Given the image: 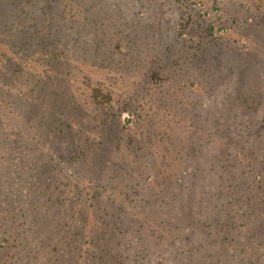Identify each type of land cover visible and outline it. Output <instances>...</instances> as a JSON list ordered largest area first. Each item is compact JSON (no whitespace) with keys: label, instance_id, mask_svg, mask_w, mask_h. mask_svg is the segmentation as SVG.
<instances>
[{"label":"rangeland","instance_id":"obj_1","mask_svg":"<svg viewBox=\"0 0 264 264\" xmlns=\"http://www.w3.org/2000/svg\"><path fill=\"white\" fill-rule=\"evenodd\" d=\"M48 1L0 0V58L28 63ZM47 16L75 112L56 134L48 105L0 102V264H264V0H51ZM43 57L28 65L52 71ZM110 108L118 127L92 123ZM90 139L105 142L88 159ZM120 213L129 234L107 224Z\"/></svg>","mask_w":264,"mask_h":264},{"label":"trees","instance_id":"obj_2","mask_svg":"<svg viewBox=\"0 0 264 264\" xmlns=\"http://www.w3.org/2000/svg\"><path fill=\"white\" fill-rule=\"evenodd\" d=\"M51 10V0H49L45 5H44V9L41 11L42 15L40 17H34L35 15L32 16L31 18V23H34L35 28H38L40 25V28L37 31V41L34 43V45H37L39 47V49H36V51H34V54L29 56V60L28 63H21V61L19 59H10L8 57H1L0 62H4V64H1V67L3 68L2 71L0 72V102H4V108H7V111L9 113H11L12 111V105L14 100H20L23 101L25 106L28 108V110H30L31 112H35L37 107L43 104L48 105L47 110L49 109L50 112L47 113V115H41V118L45 117L47 119L52 120V121H57V123L53 122V132L58 134L61 131H64V127H63V118H60V116L63 114V110H61L62 108H64L66 111L70 110L72 112H75V102L74 100L71 98L69 100H67V98L69 97L68 95H63L64 90L61 89L60 91H57L58 87H65V85L67 84V82L72 83L73 85V80H70L67 78V76L64 73V71H60L59 68H61L63 65L66 64H71V62L69 61H64L63 57H58L59 53L61 52V48L62 45L59 42V39H55V38H51L48 37V29H46L44 26L45 24H50L51 22L47 16V12ZM38 13V11H36ZM34 12V14L36 13ZM39 22V20H41ZM58 24V23H56ZM57 40V41H55ZM12 42H15V36L13 38H11ZM4 44V46H9L11 48V44L9 43H2ZM73 45L74 42H70V43H66L63 45V47L65 45ZM29 46V45H27ZM27 46H24V48H27ZM21 48V45L17 46L14 50H18ZM110 52H112V48H109ZM12 50V51H14ZM49 51V53H48ZM35 56H44L42 61H38L39 63L41 62L42 67L44 68L45 64L47 63H51L53 65V69L51 70H46V69H38L37 72H35L36 70L33 68L32 65H28ZM151 56V53H150ZM11 57V56H10ZM155 59H153V63L150 65V67L147 70V80H149L150 82H154V81H158L159 79H161L162 77V72H161V65H163L164 62L163 60L157 61L156 59H162L159 56H151ZM78 58V57H77ZM104 56H102L100 58V60L103 61ZM101 61V62H102ZM37 62V63H38ZM66 62V64H65ZM97 63L102 64V63ZM27 65V68H24ZM54 66H56V69L54 68ZM12 67L17 68L18 70V75L15 72H11L13 71ZM10 69V70H9ZM17 83H19V87H17ZM44 90V91H41ZM78 90V89H76ZM38 91L43 92L46 95V98L48 97V95L50 96L51 100H44L43 97L41 96L40 93H38ZM79 91V90H78ZM81 93H83L88 99L89 101L94 104L96 106L97 110L100 109H104L105 113L107 112V109L112 106L113 104L111 103L109 106L108 100V93H101L102 91L99 88H95V87H89L88 90L84 89L83 91H79ZM39 95L42 97V100L38 102V98ZM70 98V97H69ZM118 100L115 99V102L117 104V110L119 115L121 116V114H124L125 118V122H130L133 120V113L135 112V109L137 108V105L133 103V96L131 94L127 95V98L129 99V101H126L125 99H121L119 97H115ZM48 99V98H47ZM67 100V101H64ZM80 105L77 104V110L79 111ZM111 109V108H110ZM54 111V112H52ZM112 111V115L111 116H107L104 115L103 113H101L99 116L100 118L98 119H94L92 121V123H96L98 122H103L105 124L108 125L109 129H114V125L116 127H118V125L116 123H114V120H120V118L118 116H116L115 112L111 109ZM6 112V111H5ZM40 112H37L38 115ZM115 116V119H113ZM150 117V116H147ZM154 118L151 120L150 122V129H153L155 127L154 125ZM111 122V123H109ZM114 124V125H113ZM113 125V126H111ZM66 126V124H65ZM226 126V125H225ZM106 127V126H105ZM99 131L102 129V127H98L97 128ZM149 129V128H147ZM124 127L122 128V132L124 133ZM133 131V130H132ZM155 132H157V129H154ZM101 136L103 135V131H100L99 133ZM125 134V133H124ZM243 134H240V137L242 138ZM128 137V136H126ZM108 139V138H107ZM76 142L77 143H81L82 142V138L81 136H77L76 137ZM86 144L85 147H83L82 150V154L84 156H86V151L92 152L93 150H95V148H99L100 147V143H104L105 140L101 139L100 141L98 139H90L89 141L85 140ZM79 154L81 155V152H79ZM185 156H187L189 153H184ZM87 157V156H86ZM88 158V157H87ZM90 159V158H88ZM12 160V158H11ZM93 162H95V160L92 158L91 160H89L88 165L89 164H93ZM41 163V162H39ZM42 164V165H41ZM39 164V166H41V168L43 169V163ZM54 167V166H53ZM52 167V168H53ZM47 172V171H46ZM43 169V173H46ZM43 173H37L34 174V177H38L39 179L42 178V174ZM112 171L110 169L109 175H107L106 180H110L111 178V174ZM19 174V180L20 182H24V175H22V172H18ZM43 174V175H44ZM28 176H31V173L28 172ZM166 176V175H165ZM59 177V174L56 173V179ZM46 178L48 179L47 173H46ZM54 182V181H53ZM39 186H45V183H40ZM43 189V188H41ZM155 211V210H153ZM128 213V212H127ZM129 215L133 217V215L131 213H128ZM122 214H117L115 217L111 218L107 224H110V228H111V232L114 230H117L119 232H124L125 234H129V232H131L130 229H128V231L126 230L127 225L123 222L122 220ZM133 225V224H132ZM125 227V229H123Z\"/></svg>","mask_w":264,"mask_h":264}]
</instances>
